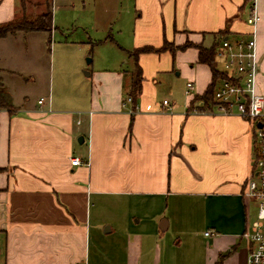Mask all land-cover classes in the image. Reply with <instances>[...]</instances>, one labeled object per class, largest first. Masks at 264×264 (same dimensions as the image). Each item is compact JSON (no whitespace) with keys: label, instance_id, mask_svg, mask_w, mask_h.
I'll return each mask as SVG.
<instances>
[{"label":"crops","instance_id":"crops-1","mask_svg":"<svg viewBox=\"0 0 264 264\" xmlns=\"http://www.w3.org/2000/svg\"><path fill=\"white\" fill-rule=\"evenodd\" d=\"M21 1L0 0V22L26 12ZM100 1L117 24L108 28L112 54L86 74L90 93L54 99L53 50L49 101L25 96L15 110L0 109V264H246L242 234L255 214L242 191L252 127L208 112L215 104L201 110L194 97L211 70L197 49L140 53L141 91L123 102L135 63L129 51L164 41L208 47L220 33L246 38L253 3L256 85L264 93V0ZM61 62L56 81H82L67 79ZM71 156L82 164L70 165ZM145 204L154 206L152 222H132Z\"/></svg>","mask_w":264,"mask_h":264},{"label":"rangeland","instance_id":"rangeland-1","mask_svg":"<svg viewBox=\"0 0 264 264\" xmlns=\"http://www.w3.org/2000/svg\"><path fill=\"white\" fill-rule=\"evenodd\" d=\"M15 2L18 4L19 0ZM30 2L25 4L27 14L34 15L41 7L44 9L43 6L38 8L35 2ZM100 2V0H51L52 31L50 33L19 32L5 40H0V67L4 68L0 77L5 88L10 92L14 105H21L25 96L30 104H34L40 97L46 102L52 96L53 50L54 99L65 93L78 96H87L90 93L92 81L86 73L99 68L104 59L112 54L114 48L107 39L108 28L117 24L107 21L102 14L103 7ZM41 4L44 5V1ZM60 60H62L61 69L67 79H72L78 74L82 81H56ZM58 82H62L61 85ZM256 90L260 92L258 87ZM246 202L255 214L254 200ZM142 208L143 212L139 211L138 215L132 216L130 219L132 222L137 218H140L141 224L152 222L150 217L153 215L154 206L145 204ZM183 249V246H178L177 252L181 253ZM94 251L103 254L101 247L94 248Z\"/></svg>","mask_w":264,"mask_h":264},{"label":"built area","instance_id":"built-area-1","mask_svg":"<svg viewBox=\"0 0 264 264\" xmlns=\"http://www.w3.org/2000/svg\"><path fill=\"white\" fill-rule=\"evenodd\" d=\"M259 20L253 3L246 19L250 27L248 36L234 39L227 36L219 38L215 57L226 78L220 79L214 90V104L218 109L207 110L210 113L243 117L252 127V166L242 195L248 200H254L256 211L254 219L242 234L250 244L246 264H264V93L256 90L258 71L256 28ZM192 89V83L187 82L185 93L190 94ZM131 102V97L127 96L123 106ZM37 103L44 104L45 99L41 97ZM162 104L169 109L167 99H163ZM69 162L72 166L82 164L75 156H71ZM204 234L209 235L210 232L206 231Z\"/></svg>","mask_w":264,"mask_h":264},{"label":"trees","instance_id":"trees-1","mask_svg":"<svg viewBox=\"0 0 264 264\" xmlns=\"http://www.w3.org/2000/svg\"><path fill=\"white\" fill-rule=\"evenodd\" d=\"M22 7L24 9L25 1L22 0ZM52 31V11L51 0H44V9L34 15L27 14L25 11L21 15L14 17L8 21L0 22V38L7 36H14L19 32H47ZM222 33L216 38L215 42L206 47L202 44L193 43L191 41H185L183 44L174 46L172 43L164 41L160 47L142 46L134 48L128 52V56L132 57L135 61L134 69L131 73V83L127 95L131 97L132 103L135 102L137 95L141 91L142 72L137 62L138 55L144 52H162L169 50L174 53L176 50H184L188 47H195L198 51V61L205 63L211 70V82L206 87L201 95H196L194 100H200L202 103L201 110L210 108L214 104V90L218 81L222 78H226V74L219 68L217 63L215 52L216 45ZM50 44V38L48 39ZM1 71V69H0ZM15 106L12 102V96L10 92L4 87L0 78V109L7 110L9 112L15 110ZM194 108L190 107V110ZM1 170V169H0Z\"/></svg>","mask_w":264,"mask_h":264},{"label":"water","instance_id":"water-1","mask_svg":"<svg viewBox=\"0 0 264 264\" xmlns=\"http://www.w3.org/2000/svg\"><path fill=\"white\" fill-rule=\"evenodd\" d=\"M88 61H90V60H88ZM87 74V73H86Z\"/></svg>","mask_w":264,"mask_h":264}]
</instances>
